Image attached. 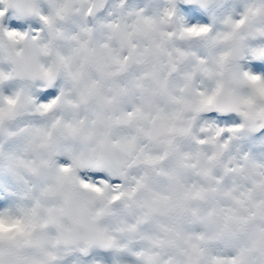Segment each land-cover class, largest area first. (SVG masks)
Wrapping results in <instances>:
<instances>
[{
  "label": "snow or ice",
  "instance_id": "snow-or-ice-1",
  "mask_svg": "<svg viewBox=\"0 0 264 264\" xmlns=\"http://www.w3.org/2000/svg\"><path fill=\"white\" fill-rule=\"evenodd\" d=\"M0 264H264V0H0Z\"/></svg>",
  "mask_w": 264,
  "mask_h": 264
}]
</instances>
